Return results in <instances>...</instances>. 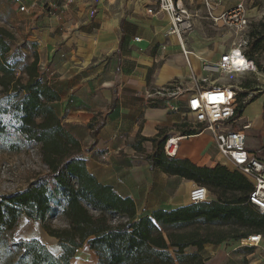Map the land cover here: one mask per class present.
Masks as SVG:
<instances>
[{"label":"crops","instance_id":"0c3cea01","mask_svg":"<svg viewBox=\"0 0 264 264\" xmlns=\"http://www.w3.org/2000/svg\"><path fill=\"white\" fill-rule=\"evenodd\" d=\"M44 2L47 5L33 1V8L24 5L23 19L29 39L36 42L41 76L59 95L53 107L80 141L86 168L95 179L118 195L130 197L138 215L187 204L195 183L151 167L145 156L152 151V142L138 143L141 137H156L159 130L167 139L176 138L172 157L198 166L225 164L234 170L219 153L210 131L180 132L194 127L184 122L186 111L179 101L185 106L189 93L211 81L201 84L209 73L202 70L204 61L217 60L237 38L235 29L220 18L222 12L243 2L249 31L250 24L263 21L264 1L179 0L195 14L193 30L184 36L187 56L178 37L167 33L168 17L156 13L153 0H100L93 18L87 8L91 0ZM148 7L154 12H147ZM250 55L255 63L264 61V51L255 49ZM172 81L179 85L175 94H153ZM93 118L105 120L95 138L88 127ZM245 120L251 123L248 137L253 143L247 148L264 162V92L245 106L238 121ZM35 237L60 255L58 240L44 229L42 237ZM82 251L94 257L92 264L97 263L96 253L84 243L70 264H83Z\"/></svg>","mask_w":264,"mask_h":264},{"label":"trees","instance_id":"16d2710c","mask_svg":"<svg viewBox=\"0 0 264 264\" xmlns=\"http://www.w3.org/2000/svg\"><path fill=\"white\" fill-rule=\"evenodd\" d=\"M250 26L245 50L249 57L252 50L264 51V19ZM255 97L237 96L235 115L240 116ZM58 100V93L41 76L36 42L18 44L16 35L0 25V149L17 153L35 146L46 166L26 187L0 194V264H70L84 243L96 253V264H205L207 244L237 242L256 233L264 240V213L247 202L252 191L249 179L225 164L198 166L167 155V135L160 130L156 137L138 141L153 144L145 156L150 166L204 186L209 197L138 215L130 197L118 195L88 172L80 141L53 107ZM104 122L93 118L89 123L93 138ZM22 216L39 222L58 240L60 255L38 237L17 236ZM57 217L67 225L47 223ZM252 249L241 247L246 252Z\"/></svg>","mask_w":264,"mask_h":264},{"label":"built area","instance_id":"2783aa9c","mask_svg":"<svg viewBox=\"0 0 264 264\" xmlns=\"http://www.w3.org/2000/svg\"><path fill=\"white\" fill-rule=\"evenodd\" d=\"M157 5V12H163L168 17L167 33L178 37L184 56L189 54L185 48L184 36L193 30L194 17L190 10L179 0H153ZM221 0H215L218 3ZM100 0H91L87 5L89 17H94ZM20 10H26L24 5ZM147 12L153 13V9L148 7ZM229 27L239 33V38L233 42L230 49L220 53L217 60H205L202 70L210 74L219 76H235L236 73L257 71L254 59L245 54L248 46V19L244 12V3H238L233 9L223 11L220 15ZM240 57V60H239ZM205 81V79H203ZM218 80L207 82L205 87L197 88L189 93L185 100L186 114L192 118L190 125L200 128L201 131H210L219 153L226 158L234 170L244 174L252 184L247 202L256 206L264 213V162L255 153L250 152L246 145V140L251 128L250 121L239 122L240 116L235 115L237 107V86L227 82L219 83ZM179 90L176 81H172L162 89L154 91L153 94H175ZM170 109L177 110L178 106H169ZM176 138H168L165 142V152L172 156L176 150ZM209 197V191L200 184H194L189 189L188 203L205 201ZM259 233L242 237L239 245L257 247L262 242Z\"/></svg>","mask_w":264,"mask_h":264},{"label":"rangeland","instance_id":"374dc122","mask_svg":"<svg viewBox=\"0 0 264 264\" xmlns=\"http://www.w3.org/2000/svg\"><path fill=\"white\" fill-rule=\"evenodd\" d=\"M33 1L47 5L44 0H0V25L6 27L16 35L17 43L20 44L24 40H30L28 34V24H25L23 19L25 11L20 10L21 5L34 7ZM41 1V2H40ZM264 1V0H262ZM51 4H53L51 2ZM264 7V4L263 6ZM236 32V31H235ZM237 37V38H236ZM236 40L239 38V33L234 35ZM247 47L245 48V50ZM260 69L253 72L236 73L235 76H219L217 74L206 73L205 81L201 84H206L207 80H218L219 83H231L237 86V96H241L242 100L248 99L251 95L264 92V61L260 60ZM182 110L185 106L182 101H179ZM186 124L192 122V118L187 114L183 116ZM251 131V130H250ZM256 142V139H255ZM254 142V143H255ZM246 145L253 143L247 138ZM46 171L40 160L39 152L35 146L27 148L23 151L12 153L0 149V194L13 192L26 187L31 180ZM47 223H51L56 227H64L67 225L62 218H49ZM17 236H40L42 237V226L37 221H31L23 217L18 225ZM39 238V237H38ZM247 245H239L238 242L226 241L221 244H208L207 250L203 252L205 264H264V240L259 246L252 247L251 252L241 250V247ZM192 249V248H189ZM83 264H92L93 256L88 252L80 253ZM80 259V258H79ZM74 263V262H73ZM76 263V261H75Z\"/></svg>","mask_w":264,"mask_h":264},{"label":"bare ground","instance_id":"6f19581e","mask_svg":"<svg viewBox=\"0 0 264 264\" xmlns=\"http://www.w3.org/2000/svg\"><path fill=\"white\" fill-rule=\"evenodd\" d=\"M239 60H240V57H239Z\"/></svg>","mask_w":264,"mask_h":264}]
</instances>
